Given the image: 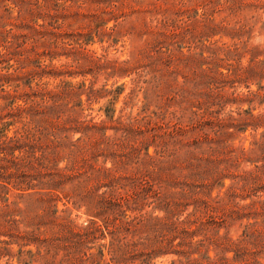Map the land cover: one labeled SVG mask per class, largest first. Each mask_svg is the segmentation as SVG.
<instances>
[{
    "label": "trees",
    "instance_id": "trees-1",
    "mask_svg": "<svg viewBox=\"0 0 264 264\" xmlns=\"http://www.w3.org/2000/svg\"><path fill=\"white\" fill-rule=\"evenodd\" d=\"M83 7L95 15L114 11L116 4L113 0H0V261L7 258L4 264H12L10 260L14 257L18 264L24 258L27 263L23 264H55L58 253H52V246L39 242L38 237L42 234L40 228L54 225L58 220L52 198L59 189H68L64 196L73 200L74 205L85 208L89 218L86 226L76 231L69 228V221L61 225L60 233L70 235L76 244L109 231V225L123 222L125 218L123 206L128 201L119 192L125 187L121 177L113 174L114 165L116 157L124 155L120 148L128 139L130 121H146L145 116L131 119L128 126L119 118V126L113 130L120 136L110 138L102 130L103 122H95L83 114L92 102L100 99V94L106 91L104 87L97 89L94 83L86 85L85 81L60 80L51 87L42 82L43 78H73L69 70L87 58L98 67L107 65L84 48L92 35L100 34L103 20L94 21L86 31L63 29L66 15H81L78 10ZM202 15L206 16L205 12ZM73 24L66 25L71 28ZM108 31L109 36L114 30ZM37 46L48 50L38 52ZM155 47L161 55V47ZM61 56L70 61L69 66L51 65V61ZM44 58L49 64H44ZM256 67L262 76L264 60ZM227 72L229 78H237L239 69ZM160 77L153 75L145 84H150L153 91L159 90ZM248 93L245 98L250 102L260 98L257 92ZM172 99L167 100L165 107L172 106ZM218 99L220 106L225 104L222 98ZM186 112L181 115L173 111L151 112L152 119L147 120L149 128L146 129L148 132L160 130L162 135L153 133L151 141L138 150L145 152L148 169L154 163L148 154L149 147L154 148L157 158H163V165L167 163L171 167L160 171L156 179L158 190L147 183L139 192L145 199L148 196L158 201L155 209L162 216L151 220L148 216L134 218V226L157 223L160 233L165 229L167 235L158 239L157 247L147 245L145 252L138 251L133 242L129 244L118 238L108 245H100L97 257L85 255L86 261L152 264L157 257L172 255L177 260L171 264H264V113L254 115L251 110H237L235 116L230 112L215 119L210 107L202 108L200 104L195 110L190 109L188 115ZM113 113V110L107 111L106 118L113 121ZM187 130L199 131L202 136L186 146L185 159L172 164L168 145L176 143ZM248 130L252 132L248 149L217 140L220 135L230 137ZM76 134L79 136L73 139L72 135ZM156 136L166 137L165 142L156 143ZM218 152L225 158L213 159V154ZM166 153L170 155L164 157ZM100 158H103L101 166L98 165ZM107 160H111L112 168L104 167ZM240 163L251 168L237 172ZM225 180L230 182L226 187ZM162 186L163 192L159 190ZM103 187L106 191L99 193ZM215 187L218 191L213 196ZM188 207L192 211L180 220ZM122 222L119 223L126 226ZM233 227L240 231L236 237L229 235ZM125 232L131 233L127 229ZM46 235L62 237L50 230ZM33 243L38 244L35 251L24 250ZM13 244L18 247L15 255L11 249ZM69 247L73 248L72 243ZM62 250L65 255L61 261L67 260L70 249Z\"/></svg>",
    "mask_w": 264,
    "mask_h": 264
},
{
    "label": "rangeland",
    "instance_id": "rangeland-1",
    "mask_svg": "<svg viewBox=\"0 0 264 264\" xmlns=\"http://www.w3.org/2000/svg\"><path fill=\"white\" fill-rule=\"evenodd\" d=\"M113 1L116 4L114 11L93 15V12L83 7L78 10L81 15H66L67 20L62 25L67 31L70 29L86 31L93 26L94 21L103 20L105 24L101 26L100 34L92 35V39L86 46L84 45V48L93 58L99 57L101 62L107 65L104 68L98 67L95 61L87 58L81 61L79 66L69 70L73 78L62 76L43 78L42 82H47L51 87L60 80L72 83L85 81L86 85L94 83L97 89L104 87L106 91L100 94V99L92 102L89 110H85L83 114L93 118L95 122H103L102 130H105L110 138L120 136L113 130L119 126L117 123L119 118L125 126L131 122L128 139L120 148L124 151V155L116 157L113 172L116 177H121V184L125 187L124 191H119L128 201L127 205L124 203L123 206L126 211L125 218L123 222L118 221L109 225V231L103 234L98 233L94 238L76 244L75 239L70 235L60 233L61 225L69 221L71 222L68 225L69 228L76 231L86 226L89 218L86 216L85 208L74 205L73 200H68L64 196L69 192L68 189L57 190L56 197L52 199L57 208L58 220L54 225L40 228L39 232L42 234L38 237L39 242L45 241L46 245L52 246V253H58L55 264H96V262L86 261L85 255L93 254L97 257L100 245H108L118 238L129 244L133 242L138 251L145 252V247H157L158 239L162 235H167L165 229L161 231L162 234L160 233L157 223L153 225L149 223L147 227H143L141 223L134 226L136 220H132L144 219L146 216L148 220H151L162 216L155 209L158 201L148 196L145 199L139 192L147 183L153 184V187L157 189L156 179L161 175L160 171L171 167L167 163L163 165V158L161 160L157 158L154 148L149 147L148 154L152 156L154 163L148 169V161L144 159L145 152L138 151L151 141L153 133L162 135L160 130L147 131L149 126L146 122L149 118L152 119L151 112L173 111L181 115L187 111L186 115H188L190 109L195 110L200 104L202 108L210 107L215 119L228 116L230 112L235 116L237 110L241 112L251 110L254 115L264 113V72H261L262 76H260L258 74L260 68L256 67L264 60V0ZM204 12L206 16L202 15ZM67 22L74 24L69 28L66 25ZM110 29L114 31L108 36L106 32ZM156 45L161 47V55L157 54ZM74 47L78 48L76 45ZM36 50L43 52L47 51L48 47L37 46ZM43 61H45L44 64H49L47 58ZM50 63L55 67L70 65V61L65 56L58 57ZM234 69H239L238 77L229 78L227 71ZM153 75L161 76L162 86L159 90L153 91L150 84H145ZM232 80L235 82L232 83ZM32 86L34 87V83ZM147 89L149 91L146 94ZM109 91L112 93L109 94ZM248 92H257L260 98L250 102L245 98ZM219 97L225 103L222 106L219 104ZM239 97H241L240 102ZM234 98L237 99L234 100ZM171 99L172 106L165 107L167 100ZM82 100H85V96H82ZM111 110L114 112L113 121L105 116L106 112ZM142 116H145L146 121H130L135 117L141 119ZM78 136V134L72 135L73 139ZM201 136L199 131L187 130L176 143L169 144L172 164L185 159L186 150H188L186 146L192 140H200ZM251 136L252 132L248 130L243 134L234 133L230 137L220 135L217 140L219 143L226 141L228 146H242L248 149ZM211 137L216 138L213 134ZM165 139L166 137L157 138L156 136L155 142L163 144ZM169 153H166L164 157L170 155ZM212 158L222 160L225 155L218 152L213 154ZM102 162L103 158H100L98 165H103ZM60 166L63 167V164ZM104 167L112 168L111 160H107ZM249 168L251 166L248 164L240 163L236 171ZM100 179L104 180V177L101 176ZM143 179L146 181L142 182ZM229 183V180H225V187ZM159 190L163 192L165 187L162 186ZM105 191L106 188L103 187L99 193ZM217 191L215 187L212 195H216ZM191 211L192 208L188 207L180 220ZM119 222L126 224L127 227ZM98 223L101 222L98 221ZM116 228L121 232L118 233L117 229L112 234L111 231ZM125 229L131 233L126 235ZM48 230L57 231L62 237L46 235ZM239 232L238 227H233L229 230V235L236 237ZM70 243L73 248L69 247ZM37 245L30 244L25 246L24 250L35 251ZM67 248L70 249V256L67 260L61 261L62 256L65 255L62 249ZM11 249L15 255L18 247L13 244ZM104 256L108 258L106 253ZM6 260L7 258L1 259L0 264H4ZM176 260L177 258L172 255L160 256L153 259L151 263L171 264ZM10 261L12 264H18L16 257ZM22 261L27 263V258Z\"/></svg>",
    "mask_w": 264,
    "mask_h": 264
}]
</instances>
